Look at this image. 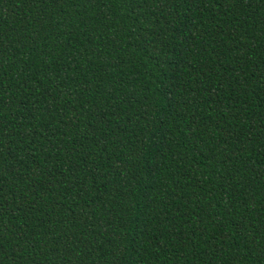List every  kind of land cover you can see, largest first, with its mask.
I'll return each mask as SVG.
<instances>
[{"label":"trees","instance_id":"trees-1","mask_svg":"<svg viewBox=\"0 0 264 264\" xmlns=\"http://www.w3.org/2000/svg\"><path fill=\"white\" fill-rule=\"evenodd\" d=\"M0 264H264V0H0Z\"/></svg>","mask_w":264,"mask_h":264}]
</instances>
